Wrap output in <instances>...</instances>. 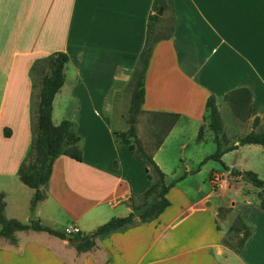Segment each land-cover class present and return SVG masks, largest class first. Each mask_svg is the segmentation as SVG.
Listing matches in <instances>:
<instances>
[{"label": "crops", "instance_id": "0c3cea01", "mask_svg": "<svg viewBox=\"0 0 264 264\" xmlns=\"http://www.w3.org/2000/svg\"><path fill=\"white\" fill-rule=\"evenodd\" d=\"M172 1L174 33L153 47L144 78L142 113L136 122L142 141V126L154 138L151 131L158 122L151 120V113L179 114L153 152L164 173L166 160L176 159L175 149L168 151V144L174 141L183 148L187 128L192 130L193 140L205 141L208 132L214 141L204 119L209 95L216 97L219 108L218 101H224L225 94L247 88L251 123L258 117V124L249 131H264V0ZM152 3L0 0L1 177L18 178V168L29 153L39 64L57 51L69 57L64 84L53 99L52 121L73 122L81 137L82 160L65 155L54 160L46 196L35 209L34 219L45 226L58 231L75 226L79 232L89 233L112 217L127 216L134 209L131 205L139 207L154 182L144 157L116 144L113 135L128 128L129 102L124 100L116 117L117 105L123 94L129 95L130 101L128 83L145 43ZM200 127L202 138L198 140ZM243 147L238 145L236 150ZM166 178L165 174L167 182ZM22 185L25 187H18L22 199L10 218L28 223L34 190ZM175 188L177 185L166 193L170 205L156 218L143 222L134 216L131 224L97 238L87 251L77 252L68 238L46 231H16L15 244L0 237V264H157L173 256L176 264H264V210L259 202L245 198L238 209V203L232 207L234 202L221 206L229 211L224 219H218L219 224L217 220L219 229L216 219L220 207L211 211L208 223L197 219L188 226L186 209L204 210L208 195L193 201L177 189L181 207L166 218ZM0 193L4 194V214L6 194ZM237 217L249 228L242 245L228 237V228ZM222 221L227 224L222 225ZM173 232L174 250L170 252L166 241Z\"/></svg>", "mask_w": 264, "mask_h": 264}, {"label": "trees", "instance_id": "16d2710c", "mask_svg": "<svg viewBox=\"0 0 264 264\" xmlns=\"http://www.w3.org/2000/svg\"><path fill=\"white\" fill-rule=\"evenodd\" d=\"M160 9L162 13L170 12L171 24L163 25L162 16L157 14ZM151 10L152 13L148 16L145 43L128 83V88L130 89L127 116L128 128L125 131L113 132L116 144L126 145L132 152H137L142 155L150 165L154 175V182L145 192L141 205L148 202L154 196H157V200L148 211L139 216L143 222L156 218L170 205V201L166 198V193L174 185V182L166 183L165 173L155 163L153 152L160 147L169 130L179 119V114L176 113H151V120L158 122V124L151 131L155 141H153L151 148L147 151L137 135L136 122L138 115L142 113L144 78L153 47L156 42L168 39L174 33L173 1L153 0ZM68 60L69 57L65 52H54L44 61L47 72L44 74L45 70L43 69L40 72H36L39 79V93L35 110L33 138L29 153L17 171L19 180L34 190L31 208H34L37 202L46 196L45 189L52 171V164L58 156L65 155L77 161L82 160V151L79 146L81 137L75 132L73 122L70 120H62L60 123L54 124L52 121L53 99L64 84V66ZM223 99L237 118L245 119L251 115V93L247 88L234 89L225 94ZM205 110L206 115L204 119L207 121L208 128L213 132V139L217 148L214 153L204 158L203 163L206 160H214L220 162L223 169L229 171L230 174L241 175L240 170L229 168L222 162L221 158L223 154L238 148V145L256 144L264 148V131L256 132L251 130L237 140L238 144L228 145L214 95L208 96L205 102ZM257 124L258 117H255L252 126L255 127ZM4 134L8 136L7 129L4 130ZM197 138L198 140L202 138L201 127ZM245 173L244 177L253 186L257 189L264 190V180L259 179L257 174L252 171ZM259 205L264 210V194L261 195L259 193ZM131 206L133 208L136 207L134 205ZM3 209L4 194L0 193V237L8 239L12 244L17 242L15 237L16 231L32 229L46 231L62 239L70 238V242L77 252L92 249L96 244L97 238L106 236L112 231L122 229L126 225L131 224L134 219V215L131 212L124 217H112L89 233H81L78 231L76 233L66 234L65 231H58L41 224L38 219L30 220L28 223H23L13 218L8 219L4 216ZM228 211V208H218L216 219L217 229H219L217 220L224 219ZM248 235L249 228L239 217L228 228V237L231 239L238 238L236 240L238 245H242Z\"/></svg>", "mask_w": 264, "mask_h": 264}, {"label": "rangeland", "instance_id": "374dc122", "mask_svg": "<svg viewBox=\"0 0 264 264\" xmlns=\"http://www.w3.org/2000/svg\"><path fill=\"white\" fill-rule=\"evenodd\" d=\"M163 25H169L170 22V12L167 11L162 13ZM46 63L41 62L38 67V71L45 70ZM129 92L130 89L128 88ZM127 99L129 102V95L119 96V103L117 105L118 110L116 111V117L119 115L120 107L122 106L124 100ZM218 110L222 119V124L224 128V133L226 135L228 144H233L240 137L250 132L251 128V115L245 119L237 118L223 100L218 101ZM192 130L190 128L186 129L185 135L187 138L183 141H187L185 146L179 147V143L172 141L168 144V151H173L175 149L176 159L171 161L170 158L166 160V171L167 182H174L177 188L173 190L172 200L173 206L167 212V217H173L181 207V197L177 193L178 190L184 191L191 200H197L202 196L208 195L204 205V210L197 209L192 211L191 207L186 209L188 213V219L185 222L188 226H191L194 220L199 219L208 223L211 217V211H216L218 207L229 206L232 202V207L237 204V209L240 207V203H244V199L250 200L252 202H259V193L264 194V190L257 189L253 186L243 175V173L252 170L255 172L259 179L264 180V148L262 146H245L239 150H232L223 155L222 162L229 168H234L241 171V175H232L230 173L226 174L220 162L214 160H203L206 156L214 153L216 151V144L209 138L208 132L205 133V141L198 142L192 139ZM212 137V132L210 131ZM141 139L147 151L152 146L154 138H151L142 126ZM238 144V142H237ZM243 146V145H242ZM177 148V150H176ZM143 157V156H142ZM181 158V159H180ZM245 158H247V163H244ZM145 159V158H144ZM146 160V159H145ZM213 179V183L210 180ZM173 185V186H174ZM18 187H25L18 178H12L8 176L7 178L0 176V192L6 194V204L7 208L4 211V215L10 218L14 214L15 206L20 203L19 199H22V194ZM26 189V188H25ZM35 209L32 208L30 213V218L35 214ZM24 218V217H21ZM33 220V219H30ZM220 220H218V224ZM227 222L222 221V225H226ZM49 226H53L49 224ZM56 228L61 229L60 225H55ZM174 232L167 237L166 247L168 251L174 250ZM240 236V235H239ZM238 236V237H239ZM172 238V239H171ZM238 238H236L237 240ZM157 264H176L175 258L167 257Z\"/></svg>", "mask_w": 264, "mask_h": 264}, {"label": "water", "instance_id": "95a60500", "mask_svg": "<svg viewBox=\"0 0 264 264\" xmlns=\"http://www.w3.org/2000/svg\"><path fill=\"white\" fill-rule=\"evenodd\" d=\"M158 15H162V10L160 9L157 12ZM246 173H243V175H245ZM157 200V196L152 197L148 202L142 204L139 207H136L134 209H132V213L135 217H139L140 215L144 214L146 211H148L153 204L156 202ZM34 215L31 217V219H34ZM68 241H70V238L67 239Z\"/></svg>", "mask_w": 264, "mask_h": 264}, {"label": "built area", "instance_id": "2783aa9c", "mask_svg": "<svg viewBox=\"0 0 264 264\" xmlns=\"http://www.w3.org/2000/svg\"><path fill=\"white\" fill-rule=\"evenodd\" d=\"M78 231H79L78 228L75 227V226H68V227H66V229H65V233H66V234H72V233H76V232H78Z\"/></svg>", "mask_w": 264, "mask_h": 264}]
</instances>
